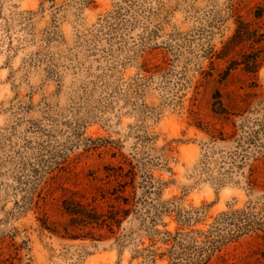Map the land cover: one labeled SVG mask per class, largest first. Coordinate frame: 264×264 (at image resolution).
<instances>
[{"label": "rangeland", "instance_id": "obj_1", "mask_svg": "<svg viewBox=\"0 0 264 264\" xmlns=\"http://www.w3.org/2000/svg\"><path fill=\"white\" fill-rule=\"evenodd\" d=\"M0 264H264V0H0Z\"/></svg>", "mask_w": 264, "mask_h": 264}]
</instances>
